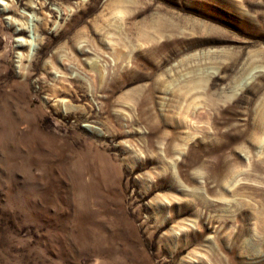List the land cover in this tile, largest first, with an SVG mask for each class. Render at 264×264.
I'll return each instance as SVG.
<instances>
[{
  "label": "rangeland",
  "instance_id": "obj_1",
  "mask_svg": "<svg viewBox=\"0 0 264 264\" xmlns=\"http://www.w3.org/2000/svg\"><path fill=\"white\" fill-rule=\"evenodd\" d=\"M0 264H264V0H0Z\"/></svg>",
  "mask_w": 264,
  "mask_h": 264
},
{
  "label": "bare ground",
  "instance_id": "obj_2",
  "mask_svg": "<svg viewBox=\"0 0 264 264\" xmlns=\"http://www.w3.org/2000/svg\"><path fill=\"white\" fill-rule=\"evenodd\" d=\"M20 33H25V29H22V30L19 32V35H20ZM71 49H72L73 52L78 53V50H77V48H76L75 46H71ZM96 78H97V77H96Z\"/></svg>",
  "mask_w": 264,
  "mask_h": 264
}]
</instances>
